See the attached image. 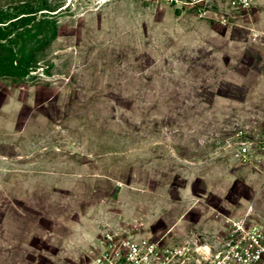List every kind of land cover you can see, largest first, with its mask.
<instances>
[{
    "label": "rangeland",
    "instance_id": "rangeland-1",
    "mask_svg": "<svg viewBox=\"0 0 264 264\" xmlns=\"http://www.w3.org/2000/svg\"><path fill=\"white\" fill-rule=\"evenodd\" d=\"M13 8L37 61L0 76V264H95L107 232L170 243L264 218V0Z\"/></svg>",
    "mask_w": 264,
    "mask_h": 264
},
{
    "label": "built area",
    "instance_id": "built-area-1",
    "mask_svg": "<svg viewBox=\"0 0 264 264\" xmlns=\"http://www.w3.org/2000/svg\"><path fill=\"white\" fill-rule=\"evenodd\" d=\"M230 3L243 7L249 0ZM240 151L246 160L251 155L245 144H241ZM251 216V211L241 216L223 214L215 226L216 232L197 230L194 226L189 232H182L178 241L170 243L164 238L173 228L155 239L131 230L107 232L95 264H262L264 218H258V222Z\"/></svg>",
    "mask_w": 264,
    "mask_h": 264
},
{
    "label": "trees",
    "instance_id": "trees-1",
    "mask_svg": "<svg viewBox=\"0 0 264 264\" xmlns=\"http://www.w3.org/2000/svg\"><path fill=\"white\" fill-rule=\"evenodd\" d=\"M13 9V12H0V76L20 78L28 74L30 68L35 67L37 49L28 47L25 40L30 29L26 27L28 16L23 14L29 12ZM48 19L44 16L41 20L48 22ZM35 29V35H42L46 31L39 27ZM10 30L15 32L14 36H9Z\"/></svg>",
    "mask_w": 264,
    "mask_h": 264
},
{
    "label": "crops",
    "instance_id": "crops-1",
    "mask_svg": "<svg viewBox=\"0 0 264 264\" xmlns=\"http://www.w3.org/2000/svg\"><path fill=\"white\" fill-rule=\"evenodd\" d=\"M210 215V214H209ZM214 230L216 229V227L213 228Z\"/></svg>",
    "mask_w": 264,
    "mask_h": 264
}]
</instances>
